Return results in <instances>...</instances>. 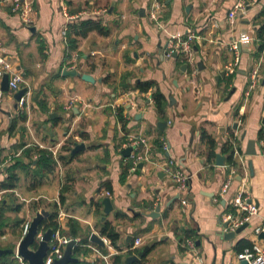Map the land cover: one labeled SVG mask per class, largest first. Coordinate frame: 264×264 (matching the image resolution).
Instances as JSON below:
<instances>
[{"label": "crops", "instance_id": "0c3cea01", "mask_svg": "<svg viewBox=\"0 0 264 264\" xmlns=\"http://www.w3.org/2000/svg\"><path fill=\"white\" fill-rule=\"evenodd\" d=\"M26 1L34 10L31 24L9 3L0 2V42L8 62L23 74L22 88L28 95L25 109H20L16 92L4 90L0 83V204L21 205L19 211L7 213L0 248L8 251L2 254H13L15 263L22 264L16 255L23 223L17 228L12 223L16 218L30 221L39 210L49 214L58 210L61 231L67 236L69 221H76L77 235L72 238L77 245L88 242L84 246L89 252L73 256L83 264H111L114 255H137L145 246L150 247L144 254L148 264H193L180 248L177 229L195 233L190 238L204 264H241L240 252L264 245V237L254 232L264 220V149L256 146V156L245 155L247 142L260 141L259 132L264 130V47L259 49L264 39L258 37L264 25V0L249 5L234 22L228 13L238 0H167L159 12L163 28L149 17L153 0ZM65 11L70 24L92 19L107 33L90 31L68 51L61 35L67 23ZM190 31L203 37L194 42L191 56L166 57L169 34L186 36ZM234 41L240 42V59L236 71L229 73L226 66L235 61ZM255 67L259 80L246 97ZM65 69L91 74L96 82L65 75ZM142 81H155L166 96L163 114L152 95L157 86L141 92L135 85ZM127 98L123 123L113 105L122 107ZM21 112L26 121L20 119ZM14 119L17 124L11 129ZM160 122L167 123L163 129ZM203 131L214 139L213 150L224 156V166L216 164V156L209 158ZM139 133L147 135L155 155L131 170L123 144ZM232 136L238 165H230L222 151ZM161 138L170 146L164 155L156 143ZM76 142L85 148L72 154ZM33 147L54 150L55 169L44 177L37 173L34 151L25 153ZM168 158L191 176L187 206L181 204L176 183L164 170ZM17 160L19 181L14 189H6L7 167ZM234 171L235 179L222 193ZM241 188L250 191L259 212L245 230L225 239V215ZM105 197L113 205L107 215ZM157 206L159 214L149 216ZM105 221L120 233L117 246L101 233ZM93 232L107 239L106 247L90 240ZM137 239L140 244L132 250L139 252L128 253Z\"/></svg>", "mask_w": 264, "mask_h": 264}, {"label": "built area", "instance_id": "2783aa9c", "mask_svg": "<svg viewBox=\"0 0 264 264\" xmlns=\"http://www.w3.org/2000/svg\"><path fill=\"white\" fill-rule=\"evenodd\" d=\"M167 0H153L151 10L149 11V17L152 21L156 22L159 28H163L159 12L163 6V4ZM3 3H9L11 5V9L14 13L20 14L22 20L26 24H31L34 21L33 17V8L29 2L26 0H0ZM257 2V0H238L233 8L229 11L228 17L231 22L237 18L239 14H244L246 12V8ZM65 16L67 17V23L64 25L61 30V35L64 39V44L67 46L68 43V29L71 21V16L65 11ZM201 34L190 31L186 36H181L178 33H170L169 39L167 42V47L165 49V56L172 57L175 53H182L185 55V58H189L193 52L194 42L198 39H202ZM231 47L235 52V61L229 63L226 66L227 72L233 73L236 71L238 66V61L240 59V42L234 41L231 43ZM5 48L0 42V83L3 81V77L5 74L9 75V89L17 92L22 88V84L24 83L23 74L13 68V66L8 62L5 57ZM259 68L255 67L252 69L250 73V82L248 89L245 92L246 97L250 96L252 89L257 85L259 80ZM129 101L127 98L126 101L122 103V106ZM28 102V95L25 93L18 103V107L20 109H25ZM114 109L118 113L120 105H113ZM262 148L264 149V139L259 141ZM161 150L163 155L166 152H169V142L161 138L160 139ZM131 147L130 155L128 156V160L131 163V170H135L140 163L150 162L155 155V146L149 141V138L145 134H134L130 135L127 141L123 144V148ZM54 152L53 149H51ZM165 171L170 175V177L174 180L177 186L180 202L183 206H187L189 204L188 198L185 195L190 188V180L191 176L187 173L177 162L172 158H168L165 162ZM235 171L230 174L227 181L225 182L222 193H225L231 182L235 179ZM243 179V178H242ZM106 195H110V191L105 192ZM232 206L235 209L236 213L227 212L225 215L226 222H228V226H224L223 232H232L236 231L239 227L243 226L246 223H250L252 218L256 216L259 212L258 205L252 200L251 193L246 188H241L236 193ZM30 221H26L23 223L21 230V239L28 233L30 227ZM254 232L256 235L264 234V220L255 226ZM44 232H39L37 239H41ZM106 242L107 239L102 237ZM74 238L65 235L61 231V226H59L53 230L51 240L49 242L50 248L45 257L46 264H52L54 261L63 258L64 252L67 244ZM140 244V240L137 239L135 242L134 249L137 245ZM184 245L186 246V253L189 254L191 258V262L193 264H204V258L198 252L194 241L192 238H186ZM98 253L99 250L94 248ZM22 264H26L25 260H23L17 253L16 255ZM104 259L108 258V255H103ZM238 258L240 260H247V264H264V245L255 244L253 247L245 248L242 252L238 254Z\"/></svg>", "mask_w": 264, "mask_h": 264}, {"label": "trees", "instance_id": "16d2710c", "mask_svg": "<svg viewBox=\"0 0 264 264\" xmlns=\"http://www.w3.org/2000/svg\"><path fill=\"white\" fill-rule=\"evenodd\" d=\"M262 12V11H261ZM264 14V11L262 12ZM97 30L98 32L102 34H106L107 31L104 27L99 22H96L95 20L92 19H87L80 21L78 24H69V29H68V43H67V48L68 51H73L74 49L77 48L78 46V37H84L86 36L90 31ZM74 35V36H73ZM258 37L260 39H264V25L261 26V28L258 31ZM264 47V40L263 44L259 46V49H262ZM180 57H182L184 60H186L185 55L182 53H178ZM157 86V89L154 90L153 92V97L154 101L156 103V107L158 108L159 113L163 114L165 112V107L167 105V98L166 96L160 91L158 84L155 81H145V82H139L138 84L135 85V88L140 90L141 92H148L153 89V87ZM125 106L119 107L118 109V117L120 120L125 123V117L123 116V111ZM20 119L26 121L27 117L24 112H21L20 114ZM17 124V120L14 119L11 123V129H13ZM259 137L260 140L264 139V130H261L259 132ZM202 139L209 145L210 147V152H209V158L216 156L214 152V145L215 141L209 135L206 131L202 132ZM235 138L232 136L229 140H227L222 147V151L227 154V159L230 163V165H238V162L235 158ZM156 143L159 148L161 147L160 144V139L156 140ZM34 151V153L37 155V162L35 163V166L37 167V173L41 174V177H44L45 174L51 173L56 166V158L54 156V153L46 148H38V147H33V148H28L25 150V153L27 156L31 155V152ZM33 153V152H32ZM21 166V161L17 160L14 163L8 165L7 167V177L6 181L4 182L3 186L6 189H14L17 185V182L19 181V174H18V168ZM67 190V188H63L62 192L60 193V202L63 203L65 201V194L64 192ZM12 204V203H11ZM11 204H0V235H3L6 232V227L8 226L9 220L7 218V213L9 210L14 209L15 211H19L21 208V205H18L13 208ZM57 207V206H56ZM230 212V211H229ZM231 212L236 213L235 209L232 207ZM58 210L50 213L46 218L43 219V221L40 224V232H45L47 229L51 228L55 230L59 226L58 222ZM22 223H24V220L22 218H16L14 219L12 225L14 227H19ZM69 226V231L68 235L71 237H76L77 235V230L78 226L75 220L71 219L68 223ZM101 233L102 235L106 236L111 244L113 246H117V242L120 239V233L115 229V227L108 221H105L102 223L101 226ZM177 236L179 237L180 245H181V250L186 251V246L184 245V242L186 238H189L193 236L195 233L191 230H176ZM194 233V234H193ZM21 237V236H20ZM246 243L247 246H252L250 242L242 241ZM83 245H75L73 248V255L76 256H81L85 255L89 252V249L84 246L88 242H83ZM6 247L13 248L11 245H8ZM139 252V250H129L128 253L132 254L135 252ZM13 254H0V264H16L14 258L12 256ZM143 259L141 261L129 263V264H148L145 261L146 255L142 256ZM125 261V255L118 253L113 256L112 263L111 264H124ZM70 264H83L81 261L77 263H70ZM175 264V263H171Z\"/></svg>", "mask_w": 264, "mask_h": 264}, {"label": "water", "instance_id": "95a60500", "mask_svg": "<svg viewBox=\"0 0 264 264\" xmlns=\"http://www.w3.org/2000/svg\"><path fill=\"white\" fill-rule=\"evenodd\" d=\"M175 55H177L175 53ZM199 65V64H198ZM186 66V65H185ZM63 74L65 75H81V77L88 81L95 83L96 78L91 74H80L76 69L67 70L65 69ZM221 75H225V71L221 72ZM9 75L5 74L2 81V86L4 90H9ZM26 88H22L19 91L15 93V99L19 101L21 97L26 93ZM172 98V97H171ZM170 98V100H171ZM141 115V114H138ZM166 122H160L158 125L161 129H163L166 126ZM264 124V120H263ZM234 128H237V124H234ZM244 138V136H243ZM262 148L260 142L256 140H249L247 142V147L245 151V155L248 156H256L257 155V147ZM85 145L83 143L76 142L74 145V148L72 149V154H74L76 151L80 149H84ZM131 152V147L124 149V154L126 156H129ZM224 156L220 153L216 154V164L220 166H224ZM143 164L140 163L139 167H141ZM249 165L252 166V160L249 161ZM240 178V177H239ZM178 197V196H177ZM104 204V214L107 215L110 213V211L113 209L112 201L110 197H105L103 199ZM160 212V206H157L155 211L150 212L148 215L153 217L156 214H159ZM49 215V212L46 210H39L36 211L34 217L31 219L30 227L28 233L19 241L17 246V253L18 255L25 261L28 262V264H46L45 263V257L48 253V250L50 248V240L52 237L53 229L49 228L47 229L41 239H37V236L40 232V224L43 221L44 218H46ZM103 219H105V216H103ZM224 226H228V222H225ZM248 227V223L244 224L243 226L236 229V231L227 232L224 234L225 239H232L234 238L238 233L242 232ZM264 237V234L261 235ZM90 240L102 247H106V243L104 239L97 233L93 232L91 234ZM77 244L76 239H72L66 246L64 256L61 259H58L54 261L52 264H70L72 262H77L78 258H75L73 256V248ZM149 246H145V248L142 250L140 254H133L129 255L125 258L124 264L133 263L136 261L141 260V256H143L145 253L148 252ZM8 250H3L0 248V254L5 253ZM11 251V250H10ZM180 264H186V263H180ZM241 264H247V260H241Z\"/></svg>", "mask_w": 264, "mask_h": 264}, {"label": "rangeland", "instance_id": "374dc122", "mask_svg": "<svg viewBox=\"0 0 264 264\" xmlns=\"http://www.w3.org/2000/svg\"><path fill=\"white\" fill-rule=\"evenodd\" d=\"M5 240H7V239H5Z\"/></svg>", "mask_w": 264, "mask_h": 264}]
</instances>
